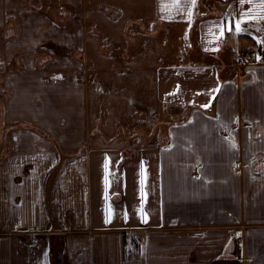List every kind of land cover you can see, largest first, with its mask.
Wrapping results in <instances>:
<instances>
[{
	"label": "crops",
	"instance_id": "1",
	"mask_svg": "<svg viewBox=\"0 0 264 264\" xmlns=\"http://www.w3.org/2000/svg\"><path fill=\"white\" fill-rule=\"evenodd\" d=\"M260 41L264 0H0V264H264Z\"/></svg>",
	"mask_w": 264,
	"mask_h": 264
},
{
	"label": "rangeland",
	"instance_id": "2",
	"mask_svg": "<svg viewBox=\"0 0 264 264\" xmlns=\"http://www.w3.org/2000/svg\"><path fill=\"white\" fill-rule=\"evenodd\" d=\"M43 30L44 29H40L39 31H43ZM46 46H48V44ZM52 46L56 53L66 50L65 46L63 47L60 44L52 43ZM91 47L93 48L94 46H91ZM40 50L43 51L42 49ZM47 50H49V48ZM73 50L74 52L77 51L75 48ZM77 57L79 58L78 59L79 62L84 63L85 66L87 65L88 69L91 68L92 71L98 72L97 75L88 76L87 83H88V87L90 91L92 104L94 102L95 104L98 103V105L100 106L102 110V114H101L103 118L102 126L104 124L108 126L107 122L109 121L110 114L114 112L122 116V120L124 118L130 119V117H132V119L135 120V123H133V125L131 126L130 125L125 126V123L124 125L122 124L123 125L122 127H127L128 129H131L133 135H139L138 132L143 135L146 132V128L148 127L146 126V122L150 124L153 120L158 121L157 118L155 119V116H157L156 115V112H157L156 101H155V94L152 90L153 86L151 84H150L151 90H148V92L146 91L145 92L144 91L143 92L141 91L133 92L131 94L132 97L130 99L129 92H125L124 90L123 92L116 91L115 86H112L111 83H114V80H113V77L110 76V74L115 73V71H109V68L107 66L101 65L100 60L96 62V60L93 57H90V59L88 57L84 58L82 54L78 55ZM38 63L41 66H43V60ZM79 66H81V64H79ZM78 74H81V72L78 71ZM117 79L118 77H116V80ZM96 84H98L101 87V90L97 91L96 95L94 96V101H93L92 99V95H93L92 89L93 88L92 87H94ZM113 90L116 92H114ZM130 101L133 105L132 110H131L132 113H130L129 108L127 107V103ZM140 104L147 105L148 108L146 107V109L143 108V110H140ZM151 128H154V126L151 127L150 125L148 130L150 131ZM90 135H91V132H90ZM122 140L124 141V143L128 142V141H125L124 138Z\"/></svg>",
	"mask_w": 264,
	"mask_h": 264
},
{
	"label": "snow or ice",
	"instance_id": "3",
	"mask_svg": "<svg viewBox=\"0 0 264 264\" xmlns=\"http://www.w3.org/2000/svg\"><path fill=\"white\" fill-rule=\"evenodd\" d=\"M243 2V0H242ZM244 17H249L251 18V12H244L241 14V18L240 19H237L235 21V31L236 33H240L242 31H245L244 28L241 27L242 24L246 23L247 21L244 19ZM223 23V21L221 22V24ZM231 30V28H230ZM261 43H264V41H260ZM106 184H107V180H106Z\"/></svg>",
	"mask_w": 264,
	"mask_h": 264
},
{
	"label": "built area",
	"instance_id": "4",
	"mask_svg": "<svg viewBox=\"0 0 264 264\" xmlns=\"http://www.w3.org/2000/svg\"><path fill=\"white\" fill-rule=\"evenodd\" d=\"M240 54L241 55H245L248 60H254V55L252 53H250V52L241 51ZM235 165L236 166L239 165V162L237 160L235 161ZM130 251H132V250L130 249Z\"/></svg>",
	"mask_w": 264,
	"mask_h": 264
}]
</instances>
